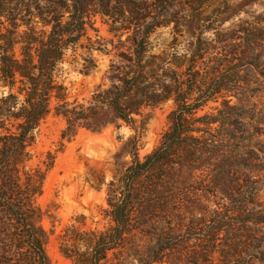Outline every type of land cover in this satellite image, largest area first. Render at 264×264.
<instances>
[{
  "label": "trees",
  "instance_id": "obj_1",
  "mask_svg": "<svg viewBox=\"0 0 264 264\" xmlns=\"http://www.w3.org/2000/svg\"><path fill=\"white\" fill-rule=\"evenodd\" d=\"M42 1L0 0V264H53L47 243L54 229L42 224L46 212L36 198L55 156L45 168L29 165L42 122L63 118L62 138L70 140L82 128L136 129L146 109L168 102L174 106L169 127L153 151L141 158L138 137L126 143L131 162L107 185L110 226L66 227L62 253L73 264H250L256 258L251 251L260 247V229L251 222L264 216L205 206L202 195L176 188L184 167L221 153L214 125L236 123L237 106L221 99L238 81L230 57L238 55L237 41L249 28L239 23L215 38L184 33L200 19L163 16L174 0ZM97 14L111 19L113 38L88 36ZM170 26L169 35L154 36ZM84 38L88 45L81 44ZM78 47L87 53L82 60ZM217 49L222 58L213 54ZM96 52L108 58L105 67ZM65 63L85 76L101 72V81L87 96L72 95ZM217 102L225 107L199 115Z\"/></svg>",
  "mask_w": 264,
  "mask_h": 264
},
{
  "label": "rangeland",
  "instance_id": "obj_2",
  "mask_svg": "<svg viewBox=\"0 0 264 264\" xmlns=\"http://www.w3.org/2000/svg\"><path fill=\"white\" fill-rule=\"evenodd\" d=\"M172 13L179 20L195 15L200 19L194 29L183 28L184 33L193 30L215 38L239 23L250 30L237 41L238 55L230 57L239 69L238 81H234V90L221 99L231 100L230 104L237 106L236 123L214 125L221 153L210 156L195 168L184 167L176 188L202 195L205 206L220 204L234 214L252 212L264 216V0H174L162 11L163 16ZM106 20L111 21L101 14L92 16L87 27L93 41L114 37ZM174 30L172 26L158 28L154 36H167ZM88 43L86 38L81 42L83 46ZM77 53L79 60H82L80 55L87 54L82 47L77 48ZM213 54L222 58V49ZM95 55L100 67H105L108 58L97 52ZM72 59V50H69V61ZM64 66V80L72 95L87 96L101 81V72L85 76L69 63ZM220 102L211 103L199 115L216 113L212 107H225ZM173 107L168 102L146 109L136 129L126 124L110 125L102 131L82 128L70 140L62 138L66 126L63 118L50 115L42 122L29 147L32 153L29 165L45 168L44 161L55 156L54 166L46 174L43 194L36 198V204L46 212L42 224L47 230L54 229L47 243L53 264H73L60 248L66 227L75 225L88 230L110 226L104 211L108 206L107 185L112 180L118 182L122 167L131 162L126 143L130 137L137 136L141 158L153 151L169 127ZM232 135L235 138L230 143ZM251 224L260 229L257 233L260 247L251 251L256 258L250 264H264V222ZM128 246L127 243L125 250L129 251Z\"/></svg>",
  "mask_w": 264,
  "mask_h": 264
}]
</instances>
